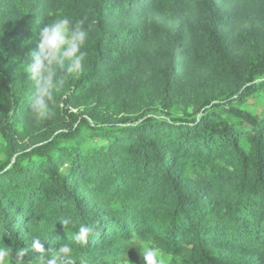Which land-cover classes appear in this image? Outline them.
Segmentation results:
<instances>
[{
  "label": "trees",
  "instance_id": "16d2710c",
  "mask_svg": "<svg viewBox=\"0 0 264 264\" xmlns=\"http://www.w3.org/2000/svg\"><path fill=\"white\" fill-rule=\"evenodd\" d=\"M262 93L264 0H0V264H264Z\"/></svg>",
  "mask_w": 264,
  "mask_h": 264
},
{
  "label": "rangeland",
  "instance_id": "374dc122",
  "mask_svg": "<svg viewBox=\"0 0 264 264\" xmlns=\"http://www.w3.org/2000/svg\"><path fill=\"white\" fill-rule=\"evenodd\" d=\"M167 27L172 28L173 25H167ZM52 39L55 47H58L63 43L70 42L66 36V31L63 28L59 29ZM246 107L254 113L263 114L264 93L258 94L257 96L251 98L246 104ZM138 247V251H141L142 253L145 252L144 257L142 258L145 261V264H170V256L152 248L149 243L141 242Z\"/></svg>",
  "mask_w": 264,
  "mask_h": 264
}]
</instances>
